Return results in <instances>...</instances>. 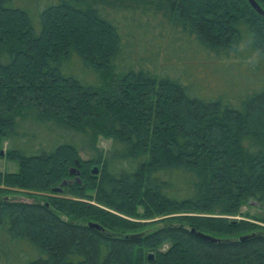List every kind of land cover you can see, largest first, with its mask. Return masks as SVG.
<instances>
[{"label": "trees", "instance_id": "1", "mask_svg": "<svg viewBox=\"0 0 264 264\" xmlns=\"http://www.w3.org/2000/svg\"><path fill=\"white\" fill-rule=\"evenodd\" d=\"M157 21L202 58L254 56L248 84L208 97L159 72ZM259 72L248 0H0V157L18 164L0 170V264H264ZM249 202L260 217H230Z\"/></svg>", "mask_w": 264, "mask_h": 264}, {"label": "rangeland", "instance_id": "2", "mask_svg": "<svg viewBox=\"0 0 264 264\" xmlns=\"http://www.w3.org/2000/svg\"><path fill=\"white\" fill-rule=\"evenodd\" d=\"M42 1L49 2L50 0ZM157 23H161L162 30L161 34L158 37H155L154 40H159L162 46L154 48L146 43H144V45L147 46L145 53H148V48L160 52L158 54L159 59L156 64L159 72L164 74L169 73L171 75L181 74L183 72L188 73L190 77L189 80L196 82V86H199L200 91L201 89H204V96L208 97L215 96L214 94L238 95L240 90L248 84V81H244L242 84L240 82L234 83L233 81L237 79L242 80L243 77L252 71L251 64L256 62V58L254 56H245L240 58L232 56L231 58L227 57L218 61L215 58H212L213 60L202 58V55H199L198 53L194 55L192 49L181 47L186 42L184 39L179 37L180 34L178 27L177 29L172 23H169V21H157ZM153 24L156 23L153 22ZM170 38L172 40L167 42L166 40ZM167 46L170 48L169 51H171L169 55L168 52L165 51ZM165 57L166 59L164 60ZM75 60L76 59L73 57L72 61ZM255 76H258L257 79H264L263 73L259 72L255 74ZM110 145L111 141L103 137H99L96 142V146L102 149H108ZM7 148H9V142L4 141L2 150L5 151ZM81 157L84 159L96 158V153L94 150H84L81 151ZM95 165L98 168L100 167V164L98 163L93 164V166ZM17 167L18 164L13 160L0 157L1 171H16ZM16 192L17 193L12 195L13 198L19 200H32V197L27 196L24 190H16ZM248 214L251 215L250 217H260L263 214V209L256 202H249V204L242 207L239 215L230 217L233 219H242L245 217L247 218ZM156 219L157 218L150 219V221Z\"/></svg>", "mask_w": 264, "mask_h": 264}, {"label": "water", "instance_id": "3", "mask_svg": "<svg viewBox=\"0 0 264 264\" xmlns=\"http://www.w3.org/2000/svg\"><path fill=\"white\" fill-rule=\"evenodd\" d=\"M248 2L250 3V5L261 15L264 16V10L260 7V5L255 1V0H248ZM4 151L1 149L0 150V154H3ZM75 169V168H74ZM78 169V168H76ZM91 172L92 174H97L98 173V167L95 165L93 166V168L91 169ZM70 173L71 174H74L76 173V176H78L79 174V170H76V172H74V170H70ZM66 184V181H63L61 183V185L59 187H53L52 188V191H55V192H62V186ZM90 226H93V227H97V228H101L99 225L95 224V223H90ZM194 231V230H192ZM195 232V231H194ZM195 235L202 238V239H207V240H211V241H214L215 239L213 237H211L210 235H207V234H204V233H201V232H195ZM248 235H245V236H242L241 238H247ZM147 258L149 260H151L153 258V253H149L147 255Z\"/></svg>", "mask_w": 264, "mask_h": 264}]
</instances>
